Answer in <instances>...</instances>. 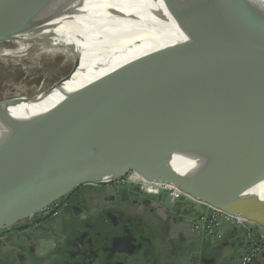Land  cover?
<instances>
[{
  "label": "water",
  "instance_id": "1",
  "mask_svg": "<svg viewBox=\"0 0 264 264\" xmlns=\"http://www.w3.org/2000/svg\"><path fill=\"white\" fill-rule=\"evenodd\" d=\"M45 1L0 0V30L10 36ZM164 2L172 21L190 22L200 40L187 46L195 50L190 68L174 77L186 44L152 51L70 94L20 132L0 136V231L82 185L130 172L264 228V199L240 196L264 179V32L253 30L264 31V21L214 14L229 8L225 0H203L195 20H188L195 0ZM83 3L60 7L76 12ZM78 65L76 59L73 71ZM165 84L168 93L154 101ZM160 202L172 205L168 193ZM256 262L264 264V250Z\"/></svg>",
  "mask_w": 264,
  "mask_h": 264
},
{
  "label": "bare ground",
  "instance_id": "2",
  "mask_svg": "<svg viewBox=\"0 0 264 264\" xmlns=\"http://www.w3.org/2000/svg\"><path fill=\"white\" fill-rule=\"evenodd\" d=\"M68 1L46 0L38 12L29 18L27 25L10 31L14 32L10 36H5V30H0V57L12 58L18 64L23 60L28 61L31 66L23 67V70L39 67L41 56H66L69 49L75 60L79 61L69 79L62 78L48 88L38 89L32 96L20 94L1 99L19 98V103L15 105L0 103L1 137H10L20 132L25 124L45 118L70 94L152 51L186 44L174 65V77L178 78L186 68H190L187 66L191 63L190 53L195 50L187 46L200 40L195 36L196 31L190 22L179 25L172 21L164 0H84L83 9L76 12L61 8ZM202 1L195 0L188 20L202 17ZM225 2L228 9L221 11L218 8L212 12L224 15L228 20L234 15H247L251 19L261 18V22L264 21V0ZM57 3L62 4L57 7ZM253 30L264 32L262 29ZM4 43H12L13 47H7ZM204 59L215 61L210 55H205ZM260 59L264 61V55ZM200 68L206 69V64L200 65ZM237 73L239 71H235ZM227 80L224 78L221 83ZM185 81L188 78L185 77ZM172 83L178 85L179 79L174 78ZM165 93H168L166 84L160 87L154 101L160 100ZM181 165L175 163L174 168L182 171L185 168ZM240 196H255L258 201L263 200L264 179Z\"/></svg>",
  "mask_w": 264,
  "mask_h": 264
},
{
  "label": "flooded vegetation",
  "instance_id": "3",
  "mask_svg": "<svg viewBox=\"0 0 264 264\" xmlns=\"http://www.w3.org/2000/svg\"><path fill=\"white\" fill-rule=\"evenodd\" d=\"M160 198L126 179L82 185L1 230L0 264H165L196 203L180 198L167 208Z\"/></svg>",
  "mask_w": 264,
  "mask_h": 264
},
{
  "label": "built area",
  "instance_id": "4",
  "mask_svg": "<svg viewBox=\"0 0 264 264\" xmlns=\"http://www.w3.org/2000/svg\"><path fill=\"white\" fill-rule=\"evenodd\" d=\"M135 173H128L125 177L116 179H126L138 185L144 193L152 195H162L168 193L171 201L183 198L184 201H193L196 203L187 229V235L190 237L209 236L211 238H221V229L224 225L242 230L247 246L246 250L240 258V264H253L256 261L259 252L264 250V228L236 215L223 212L219 209L211 208L204 204L192 200L190 197L181 192L172 184L155 183L136 178ZM113 181V180H111ZM109 182V181H107ZM152 189V191H149ZM185 223V222H184Z\"/></svg>",
  "mask_w": 264,
  "mask_h": 264
},
{
  "label": "rangeland",
  "instance_id": "5",
  "mask_svg": "<svg viewBox=\"0 0 264 264\" xmlns=\"http://www.w3.org/2000/svg\"><path fill=\"white\" fill-rule=\"evenodd\" d=\"M4 45L10 48L13 47L12 43H4ZM40 59L39 67L23 70V67L31 66L28 61L23 60L21 64H18L12 58L0 57V100L20 94L32 96L38 89L48 88L62 78L69 79L76 71H73L75 58L71 49L68 50L66 56H61V54H56L54 56L44 55L41 56ZM90 188L97 187L91 186ZM128 214L130 215L131 211ZM149 224L151 227L153 226L151 220ZM151 229L152 228H149L150 231H152ZM151 241V243H154V238H152ZM182 242L183 241H175L177 246V257L176 255H172L171 258L165 254L160 258L163 263L166 262L167 257L171 261L174 259L178 261L182 260L180 256L187 252V246ZM157 243H160V241L155 242V244ZM152 247L147 249L148 256L155 260L156 253L154 250V244H152Z\"/></svg>",
  "mask_w": 264,
  "mask_h": 264
},
{
  "label": "crops",
  "instance_id": "6",
  "mask_svg": "<svg viewBox=\"0 0 264 264\" xmlns=\"http://www.w3.org/2000/svg\"><path fill=\"white\" fill-rule=\"evenodd\" d=\"M176 233L180 238L178 241H183L187 246V252L180 256L181 261H167L165 264H240L247 246L242 230L227 225L222 227L219 239L209 236L190 237L184 225L177 227Z\"/></svg>",
  "mask_w": 264,
  "mask_h": 264
},
{
  "label": "clouds",
  "instance_id": "7",
  "mask_svg": "<svg viewBox=\"0 0 264 264\" xmlns=\"http://www.w3.org/2000/svg\"><path fill=\"white\" fill-rule=\"evenodd\" d=\"M149 191H152V189H149Z\"/></svg>",
  "mask_w": 264,
  "mask_h": 264
},
{
  "label": "trees",
  "instance_id": "8",
  "mask_svg": "<svg viewBox=\"0 0 264 264\" xmlns=\"http://www.w3.org/2000/svg\"><path fill=\"white\" fill-rule=\"evenodd\" d=\"M254 263L256 264V261H254ZM254 263H253V264H254Z\"/></svg>",
  "mask_w": 264,
  "mask_h": 264
}]
</instances>
